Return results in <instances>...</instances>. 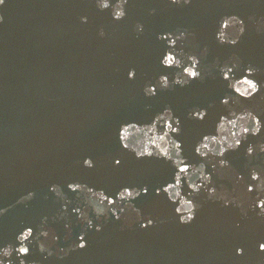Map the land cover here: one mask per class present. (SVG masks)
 <instances>
[{
  "label": "water",
  "instance_id": "95a60500",
  "mask_svg": "<svg viewBox=\"0 0 264 264\" xmlns=\"http://www.w3.org/2000/svg\"><path fill=\"white\" fill-rule=\"evenodd\" d=\"M97 2L5 0L0 5V248L16 246L17 235L31 227V252L23 257L27 264H264V252L258 248L264 242V220L256 211L243 216L239 208H225L201 192L195 197L202 204L195 220L180 224L175 205L165 194H155L173 181L175 169L161 159L137 160L118 139L121 124H150L170 106L182 121L176 139L182 141L183 155L189 163L199 164L194 146L202 135L214 132L219 115L226 113L220 100L231 94L216 62L239 56L240 71L251 64L260 70L255 79L264 82V32L256 30L257 22L264 20V0H192L187 6L170 0H128L127 15L120 21L112 18L111 9L99 10ZM231 15L246 25L235 47L218 44L214 35L220 19ZM137 23L143 24L142 33L136 32ZM180 32L189 35L177 42V54L185 61L189 54L199 56L203 79L146 97L147 83H155L160 74L171 78L178 71L162 67L167 45L158 34ZM131 68L136 69L132 80L127 75ZM242 103L254 110L259 104L264 110L258 97ZM193 108H208V117L203 122L189 119ZM261 139L264 133L249 137L252 143ZM244 147L227 153L225 159L247 180L248 167L264 168V154L249 160ZM85 157L93 159L94 168L83 166ZM115 158L121 160L119 166L114 165ZM213 179L218 188L223 184L232 189L227 176ZM73 182L112 197L122 187L147 185V195L132 203L155 225L142 229L137 222L127 227L111 214L98 221L92 208L97 201L70 190ZM52 185L60 187V196ZM188 192L185 183L184 194ZM75 208L87 209L102 230L87 229ZM65 224L71 226L68 240ZM41 227L57 234V243L51 245L54 253L77 242L82 231L87 246L66 256H48L38 250ZM238 247L243 255L236 254ZM11 260L19 264L15 254Z\"/></svg>",
  "mask_w": 264,
  "mask_h": 264
},
{
  "label": "clouds",
  "instance_id": "9594fccd",
  "mask_svg": "<svg viewBox=\"0 0 264 264\" xmlns=\"http://www.w3.org/2000/svg\"><path fill=\"white\" fill-rule=\"evenodd\" d=\"M4 2L5 0H0V5H3ZM127 3L128 0H116L114 4L111 0H98L97 8L101 11L111 9L112 18L120 21L127 15L125 9ZM170 3L187 6L192 3V0H170ZM150 11L151 14H155L156 10ZM2 21L3 17L0 16V22ZM81 22L86 23L87 17H81ZM218 24L214 35L220 45L235 47L246 31L244 20L236 15L224 16ZM135 30L138 34L142 33L143 24L137 23ZM256 30L264 32V20L257 22ZM99 35L101 37L105 35L103 29L100 30ZM188 35L187 32L158 34L157 39L164 40L167 45V50L160 61L162 67L176 68L178 71L171 78L167 74H160L155 83H147L143 88L146 97H155L158 91H168L174 86L185 87L193 80L203 79L199 56L189 54L185 61L177 54V42L186 39ZM203 51L206 54L207 48ZM216 63L219 66L220 79L226 82V88L231 94H225L220 100V105L226 109V113L219 115L214 132L202 135L194 146V153L201 159L199 164L189 163L188 158L183 155L182 141L176 139L182 133V121L174 114L170 106L157 113L150 124L141 125L129 122L121 124L118 130L121 147L130 151L137 160L161 159L175 169L173 181L168 182L162 188H157L155 194L166 195L168 201L175 205L173 212L178 217V222L184 225L192 223L202 207V204L195 199L201 192L206 194L208 200L219 201L225 208L230 206L239 208L243 216H247L249 210L256 211V215L264 220V168L256 165L248 167L246 180L245 176L237 172L229 160L225 159L227 153L238 151L245 144V158L251 160L257 154H264V139L258 140L256 143L249 141V137H260L264 133V120L261 119L264 110H260L259 104L255 105L257 110H254L253 107L242 103L243 101H252L257 97L260 102L264 103V94L261 91L264 89V82L255 79L260 70L251 64L243 67L242 72L240 71L242 61L239 56L233 55L223 64H220L219 61ZM127 75L128 79H135L136 69H129ZM213 106V104L209 105V107ZM208 114V108H193L188 112V118L203 122ZM120 163L119 158L114 159V165L119 166ZM83 166L91 169L95 167V162L91 157H85ZM209 167L212 169L211 172L207 170ZM214 175L220 180L227 176L232 184V189L229 190L223 184L218 188L213 179ZM192 177H196L195 182L192 181ZM185 183L189 189L187 195L184 194ZM68 188L75 192L87 193L90 200L97 201V204L92 208L98 221L101 217L107 220L111 214L117 220L123 219L127 227H131L133 223L137 222L142 229L155 225V221L150 215H144L142 210L132 203L141 195H147V185L122 187L115 197L107 195L102 189L96 190L79 182L69 183ZM51 190L57 196L62 194L58 185H52ZM253 193H255L254 196ZM31 195L30 193L29 197ZM73 211L81 223L87 225V229L95 228L97 232L102 230L101 223L94 224L89 218L87 209L75 208ZM236 227H240L239 223ZM65 228L68 229V234L64 239L68 240L71 236V226L65 224ZM33 236V229L27 227L17 235L16 246L8 244L0 248V264H12L13 254L19 259V264H27L23 257L30 255L31 250L28 242ZM85 236L86 231H82L77 242L70 245L68 249L56 248L54 253L51 245L57 243L58 236L54 229L41 227L38 237L42 239H39L38 250L47 253L48 256L54 254L66 256L69 251L84 249L87 246ZM258 248L259 251L264 252V242H259ZM243 252V248L236 249L238 256L243 255Z\"/></svg>",
  "mask_w": 264,
  "mask_h": 264
}]
</instances>
